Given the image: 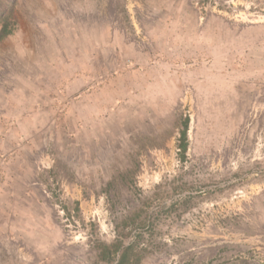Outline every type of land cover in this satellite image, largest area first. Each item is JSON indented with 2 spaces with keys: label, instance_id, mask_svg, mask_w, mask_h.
Returning <instances> with one entry per match:
<instances>
[{
  "label": "rangeland",
  "instance_id": "rangeland-1",
  "mask_svg": "<svg viewBox=\"0 0 264 264\" xmlns=\"http://www.w3.org/2000/svg\"><path fill=\"white\" fill-rule=\"evenodd\" d=\"M13 17L0 264H264V0H16Z\"/></svg>",
  "mask_w": 264,
  "mask_h": 264
},
{
  "label": "trees",
  "instance_id": "trees-1",
  "mask_svg": "<svg viewBox=\"0 0 264 264\" xmlns=\"http://www.w3.org/2000/svg\"><path fill=\"white\" fill-rule=\"evenodd\" d=\"M16 0H0V43L10 37L15 29L16 22L13 17L14 7ZM183 130L181 131L179 149L181 156L185 158V155L188 151V129H189V118H186L183 121ZM115 251L120 250L119 247L115 246ZM127 250L123 252L121 258L117 264H126L127 263Z\"/></svg>",
  "mask_w": 264,
  "mask_h": 264
}]
</instances>
